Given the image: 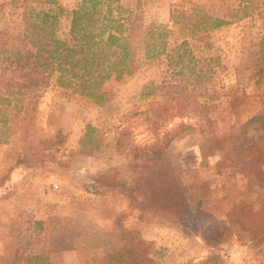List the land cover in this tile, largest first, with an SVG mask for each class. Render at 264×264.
Returning <instances> with one entry per match:
<instances>
[{"label":"rangeland","instance_id":"rangeland-1","mask_svg":"<svg viewBox=\"0 0 264 264\" xmlns=\"http://www.w3.org/2000/svg\"><path fill=\"white\" fill-rule=\"evenodd\" d=\"M80 2L0 0V97L7 95L4 82L13 69L9 57L23 47L25 21H37L40 13L57 14L58 35L64 37L68 14ZM117 2L125 10L140 5L145 27L165 33L167 51L187 39L197 55L220 57L222 70L211 84L219 92L210 103L211 122L176 116L155 129L153 111L162 99L146 93L173 80L165 56L143 61L134 73L104 84L103 105L58 86L55 78L44 90L3 103L0 264H27L43 252L49 264H113L121 250L131 248L155 264H201L211 254L219 257L217 264H264V226L259 230L249 221L231 223L226 216L233 205H253L256 211L264 202L254 177L263 135L259 118L264 119V82L257 84L255 70L246 66L263 31L257 11L264 0L243 3L248 18L211 31L207 46L183 36L173 24V12L201 10L218 18L227 7L238 10L240 0ZM181 124L194 129L178 136L167 153L183 193L174 199L172 211L149 210L140 195L126 192L134 183V159L129 151H119L117 139L126 130L129 142L144 147ZM88 126L97 131L98 149L81 148ZM59 132L65 142L55 149L54 160L15 166L18 156L36 152ZM245 138L249 147L254 146L251 151L241 148ZM261 168L264 171V153ZM39 221L45 222V231L34 228ZM59 223L71 231L72 249L51 253L50 241ZM212 223L230 233L228 241L216 248L202 238V230Z\"/></svg>","mask_w":264,"mask_h":264},{"label":"trees","instance_id":"trees-1","mask_svg":"<svg viewBox=\"0 0 264 264\" xmlns=\"http://www.w3.org/2000/svg\"><path fill=\"white\" fill-rule=\"evenodd\" d=\"M246 2L240 0L242 6L236 11L227 7L222 17L218 18L210 17L201 10L192 14L175 10L172 21L182 29L183 36L207 46L211 31L233 24L234 19L248 18L249 15L244 11L246 5L243 6ZM257 15L262 20L263 31L246 66L255 70L258 84L264 82V3ZM68 17L69 31L64 37L58 35L57 14L40 13L37 21H25L23 47L9 57L13 69L7 75L9 79L4 82L7 95L0 97V106L3 103L11 104L12 99H24L31 93L48 88L54 78L58 86L72 89L75 93L95 100L98 105H103L104 84L134 73L143 61L158 60L165 56L173 80L156 85L146 93L147 96H159L162 99L159 109L153 111L152 123L155 129L169 123L176 116L197 119L202 123L211 122L210 103L219 94L211 84L222 70L219 56L197 55L187 39L167 51L165 33L145 27L140 5L125 10L117 0H81ZM155 34L158 37L154 39ZM6 71L4 69L2 73L5 75ZM173 108H176V113L171 112ZM259 125L263 135L259 137V164H254V177L259 191L264 192V171L261 168L264 119L259 118ZM193 129L191 125L181 124L173 132L165 133L157 143L144 147L129 142L126 130L120 133L117 139L119 151H129L134 159V183L126 187V192L140 195L149 210L170 212L175 208L174 199L182 195L183 190L175 177L167 151L178 136ZM95 132L94 127H87V132L80 140L82 149H98L100 139L94 136ZM64 142L65 138L59 132L36 152L18 156L15 166L28 167L54 160L55 149ZM241 144V148L248 151L254 148L249 147L246 138ZM226 216L231 223L249 221L261 230L264 226V202L256 211L253 205H233ZM58 225L60 228L53 232L55 237L50 241L51 253L72 249L71 231L65 229L63 223ZM34 228L42 232L46 230V224L43 221L35 222ZM226 230L212 223L202 230V238L208 246L216 248L228 241L230 233H226ZM118 255L119 258H115L113 264H155L147 256L139 254L136 248L128 251L123 249ZM47 258L48 255L43 252L28 259L27 264L33 260L49 264ZM218 258L211 254L201 264H217Z\"/></svg>","mask_w":264,"mask_h":264}]
</instances>
